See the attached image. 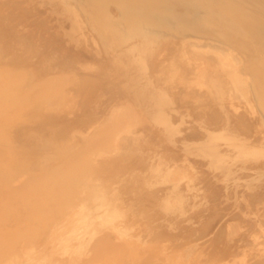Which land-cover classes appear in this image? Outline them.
Returning <instances> with one entry per match:
<instances>
[{"label": "rangeland", "instance_id": "1", "mask_svg": "<svg viewBox=\"0 0 264 264\" xmlns=\"http://www.w3.org/2000/svg\"><path fill=\"white\" fill-rule=\"evenodd\" d=\"M58 9L0 0V264H264L251 85L212 98L180 37L146 68Z\"/></svg>", "mask_w": 264, "mask_h": 264}, {"label": "bare ground", "instance_id": "2", "mask_svg": "<svg viewBox=\"0 0 264 264\" xmlns=\"http://www.w3.org/2000/svg\"><path fill=\"white\" fill-rule=\"evenodd\" d=\"M46 2L59 8V15L57 11L55 12L58 19L69 20L73 26L78 25V27H81L79 24L84 27L89 24L106 45L116 42L121 46L132 41L129 52L136 51L140 63L146 68L150 67L148 59L152 58L154 62L157 57H162L161 53L170 46L168 41L173 44L175 37H180L185 46L193 49L190 54L185 55V58L188 63L192 64L193 73L199 79L198 82L205 83L204 87L211 92L212 98L222 99L228 96L231 100L229 92L232 88L235 89V94L243 92V95L245 94L244 89L241 88L243 90L240 92V85L246 83L251 85L247 90L250 99L246 96L247 94L243 96L251 100L246 103L257 116V132L263 131V1L46 0ZM237 40L242 41V44L246 42V52L237 51L235 53V50H231L234 46L230 49L226 47H230ZM206 42H211L210 49L201 50ZM224 45H226L224 47L226 50L221 47ZM253 146L256 152L261 154L263 150L260 145ZM21 181L22 184L23 181ZM1 226L2 224L0 225V236L5 233ZM24 253L26 254L22 256V261L24 264H29V257L32 256L31 246ZM8 264L15 263L12 260Z\"/></svg>", "mask_w": 264, "mask_h": 264}]
</instances>
